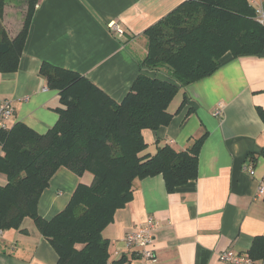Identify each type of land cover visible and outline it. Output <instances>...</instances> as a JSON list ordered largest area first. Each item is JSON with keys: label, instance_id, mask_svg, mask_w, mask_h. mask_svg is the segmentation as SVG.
Here are the masks:
<instances>
[{"label": "crops", "instance_id": "1", "mask_svg": "<svg viewBox=\"0 0 264 264\" xmlns=\"http://www.w3.org/2000/svg\"><path fill=\"white\" fill-rule=\"evenodd\" d=\"M186 0H39L18 71L0 70V105L13 103L8 125L24 124L39 134L58 121L59 92L49 89L41 75L44 63L75 71L120 103L140 74L169 80L161 73L139 67L147 55L144 32ZM254 6L264 11V0ZM1 32L14 39L21 31L26 0H6ZM117 23L123 34L110 29ZM211 77L190 85L175 98L171 124L143 132L147 149L159 147L186 151L193 139L208 133L199 155V176L167 192L162 176L137 181L133 199L116 211L115 220L103 232L109 242L108 264H228L226 251L248 256L256 237H264V158L255 173L245 167L250 157L264 149V52L261 56L227 54ZM182 104V105H181ZM222 109L221 117L215 116ZM82 178L61 168L39 202V215L50 220L69 204ZM7 179L0 174V186ZM153 219L156 224L152 249L157 261L143 259L139 248L128 247L127 235ZM31 219L20 230L0 231V264H58L59 257ZM262 264V262H254Z\"/></svg>", "mask_w": 264, "mask_h": 264}, {"label": "trees", "instance_id": "2", "mask_svg": "<svg viewBox=\"0 0 264 264\" xmlns=\"http://www.w3.org/2000/svg\"><path fill=\"white\" fill-rule=\"evenodd\" d=\"M24 24L14 39L1 32L0 70L18 71L39 0H26ZM6 0H0L3 18ZM144 36L147 55L143 71L167 75L169 80L140 74L122 102L81 74L44 63L47 87L59 92L58 121L39 134L24 124L0 129V231L20 230L31 219L57 253L58 264H108L109 242L103 232L116 211L133 199L137 181L162 176L167 192L199 176V155L208 133L193 139L186 151L169 145L144 155L146 130L171 124L170 106L180 91L203 81L221 68L227 54L235 58L261 56L264 26L252 0H186ZM182 105V104H181ZM264 123V110L258 109ZM250 161L255 168L264 149ZM66 168L90 185L80 183L66 208L50 220L39 215V202L55 174ZM248 257L264 264V237H256ZM123 257L117 264H124ZM116 264V263H115Z\"/></svg>", "mask_w": 264, "mask_h": 264}, {"label": "built area", "instance_id": "3", "mask_svg": "<svg viewBox=\"0 0 264 264\" xmlns=\"http://www.w3.org/2000/svg\"><path fill=\"white\" fill-rule=\"evenodd\" d=\"M254 2L255 0H252V3ZM258 21L264 26V11L262 10H258ZM110 29L112 32L118 35L124 33L117 23H112L110 25ZM14 112L15 109L12 102L5 101L0 105V129H9L8 122L13 117ZM220 115H222L221 108L215 113V116L217 117H221ZM245 170L250 176H253L255 173V168L251 164L246 166ZM258 193L263 196L264 187H261ZM155 231L156 224L154 223V220L150 218L148 221L143 223V225L141 224V226L136 231L131 232L129 236L127 235L126 237L127 246L129 248L134 246L138 247L140 249L139 253L143 259L152 263L157 261L156 254L152 249L155 239ZM219 260L228 264H254V261L248 256L246 257V255L236 254L232 251L221 253Z\"/></svg>", "mask_w": 264, "mask_h": 264}]
</instances>
